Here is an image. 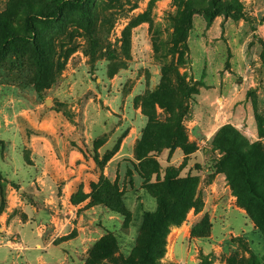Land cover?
<instances>
[{"label":"rangeland","instance_id":"1","mask_svg":"<svg viewBox=\"0 0 264 264\" xmlns=\"http://www.w3.org/2000/svg\"><path fill=\"white\" fill-rule=\"evenodd\" d=\"M57 3L0 0V264L137 259L167 174L195 205L159 264H264L224 154L264 166V0Z\"/></svg>","mask_w":264,"mask_h":264},{"label":"trees","instance_id":"2","mask_svg":"<svg viewBox=\"0 0 264 264\" xmlns=\"http://www.w3.org/2000/svg\"><path fill=\"white\" fill-rule=\"evenodd\" d=\"M83 0H58L56 4V13L60 14L66 5H80ZM55 13V14H56ZM37 13H31L27 16L26 24L27 33H9L4 38L5 42L15 43L22 41H30L35 37V28L32 19ZM2 46H0L1 50ZM232 136L235 138L237 133L232 131ZM231 146L225 149V155L233 156L234 161L231 167L230 179L234 181V188L238 194V200L245 205L249 211L252 209L246 195L251 197L255 202L263 208L262 213L254 214V219L257 225L264 232V190L255 185L254 178L264 175V166L251 161L248 166L242 154V141L237 144L235 139L230 141ZM262 168V170H261ZM239 180V182H238ZM189 177H177L175 174H167L165 181L162 183L161 191H166L170 196V201L167 203L160 197L159 208L154 214L145 215L143 225L145 234L141 242L139 256L137 259H128L127 264H159L158 258L162 255L165 247V236L168 227L172 224L181 222L185 213L186 207L195 205L190 195L193 197L194 190L192 184H189ZM192 183V182H191ZM110 186L104 189L111 197H116L115 190H111ZM108 198V197H107Z\"/></svg>","mask_w":264,"mask_h":264}]
</instances>
